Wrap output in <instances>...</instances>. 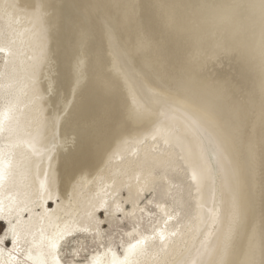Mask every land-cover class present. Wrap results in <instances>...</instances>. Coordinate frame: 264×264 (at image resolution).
Wrapping results in <instances>:
<instances>
[{"label": "bare ground", "instance_id": "bare-ground-1", "mask_svg": "<svg viewBox=\"0 0 264 264\" xmlns=\"http://www.w3.org/2000/svg\"><path fill=\"white\" fill-rule=\"evenodd\" d=\"M129 2L0 0V264H12L13 257L24 264H201L198 249L208 225L194 237L196 205L204 203L207 216L213 189L217 203L227 207L228 200L223 157L209 132L234 164L243 165L232 259L240 258L255 232L254 259L264 264V72L249 57L259 23L253 6L245 0H135L134 12L125 16ZM102 17L126 53L121 70L151 111L131 114L123 80L106 71L112 56ZM141 40L146 46H139ZM81 59L86 79L77 85ZM101 77L117 85L103 105ZM143 82L157 88L159 103L146 95ZM162 109L169 111L179 143L152 139ZM204 109L215 122L208 131L194 125ZM74 155L78 163L71 167ZM162 157L180 169L170 177L183 181L191 222L165 226L155 208L164 201L151 185L144 187L145 173ZM202 169L206 177L192 181ZM41 180L44 190L37 191ZM49 192L54 199L37 198ZM165 210L172 211L170 202ZM227 223L224 213L209 247ZM143 237L148 239L129 251Z\"/></svg>", "mask_w": 264, "mask_h": 264}, {"label": "snow or ice", "instance_id": "snow-or-ice-1", "mask_svg": "<svg viewBox=\"0 0 264 264\" xmlns=\"http://www.w3.org/2000/svg\"><path fill=\"white\" fill-rule=\"evenodd\" d=\"M134 5L135 0H130L128 8L125 12V16L131 14L134 12ZM40 5H37V11H39ZM101 24H102V31L104 38L107 42L108 47L111 49V52L109 53L112 56V62L111 66L106 69L108 72H114L119 74V77L123 80V85L127 89V97L130 101V108H131V114L133 115H140L144 112L151 111L150 107H146L145 103H143L140 99L137 98L136 95V89L133 86L132 81L130 80L129 75L121 70V61L120 56L122 54L126 55V53H123L120 48L119 39L116 35L115 28L113 24L110 22L108 18L102 17L101 18ZM81 39L82 41H87L88 35L87 33H81ZM140 47L146 46V42L141 40L139 42ZM5 48L0 47V53L4 52ZM76 73H77V80L76 84L79 85L81 81L86 79L85 74V60L81 59L79 63L76 66ZM99 82L102 89V95L100 103L103 105L107 102V98L110 97L113 92L115 91L117 85L114 79L112 78H99ZM143 89L148 97H150L153 102L159 103L158 97L159 93L157 91V88L148 84L147 82H143ZM183 103V101H181ZM194 125L197 127H203L205 131H208L209 128L215 126V122L211 117L210 111L207 109L201 110L200 112V118L194 122ZM151 137L154 141L158 139H163L165 144H169L172 141H175L177 143L180 142L181 136L178 133V129L173 124V122L170 119L169 111L167 109H162L159 112V118L158 121L155 123L152 132ZM210 139L212 143L216 146L217 151L220 153V155L223 157L224 163L221 164V171L223 172V190L228 195L227 200V207H223L224 201L221 200L219 203L216 202V196L217 193L215 189H213L210 199L212 201L213 206L207 207L206 212L207 216L204 215L205 210V204L198 202L196 205V211L197 216L196 219V227L194 232V237L201 235L200 227L203 224L208 225V231L204 233V239L200 240V249H198V253L201 257H204L201 264H256V261L254 259V254L257 248V237L256 233L253 232L248 237V244L246 249L241 253L240 258L232 259L233 256V234L235 230V226L238 223L241 215V208H242V200H243V180H242V170L243 165L241 163L234 164L232 160L229 159L228 154H226L224 148L220 146V144L217 142L216 137L213 136L209 132ZM76 142V138L74 140V143ZM87 150V144L84 143L82 147V151ZM248 152V159L249 162L252 163L255 160V151L250 146L247 149ZM70 166L75 167L78 163L77 156H73L70 161ZM11 165H9L10 167ZM159 169V173H156V169ZM143 171V169H142ZM171 172H176L178 174L180 173L179 167L173 166V163L170 158H161L157 160L151 168L147 170L144 176V187L148 188L149 185L152 187L150 188V192H154L158 195L159 200L164 201V203H156L155 208L163 213V215L166 217L164 219V225L167 226L170 222L175 221L176 223H179L181 219L187 218L190 222L192 221L193 217L191 216V212L193 209L189 205L186 204L182 191H183V181H176L170 177ZM207 175V169H202L200 171L199 176L196 172L192 173L191 180L196 181L198 184L201 183L202 179L205 178ZM3 167L2 164H0V181L3 180ZM174 181H176L174 183ZM40 188L37 189V191L44 190V181H39ZM31 187V185H29ZM197 191H200V188L198 187ZM31 192H28L26 195H30ZM38 199H48L52 200L54 199L53 193L49 192L46 197L44 196H38ZM154 199H156L154 197ZM171 203L172 211H166L165 205L168 203ZM149 204H153V200L148 201ZM177 209L179 211H177ZM181 213H183V216H181ZM226 213L228 217V223L223 231L222 238H218V241L216 244H214L212 247L208 246V239L209 237L214 235L213 226L219 223L220 218L222 214ZM151 214V213H150ZM3 225L0 224V228H2ZM13 230L15 233V226H13ZM18 233H16V236L18 237ZM160 239L163 240L165 237L163 235V232H160ZM172 235H176L175 232L172 233ZM3 238H0V242H2ZM148 237H143L142 239H139L136 241L135 244L129 245V251L132 249H135L138 244L144 243L145 240H147ZM260 245L264 247V228L261 230V237H260ZM14 250H18L14 249ZM12 264H24L23 261H17L15 257L12 258ZM192 264H198V261H193Z\"/></svg>", "mask_w": 264, "mask_h": 264}, {"label": "clouds", "instance_id": "clouds-1", "mask_svg": "<svg viewBox=\"0 0 264 264\" xmlns=\"http://www.w3.org/2000/svg\"><path fill=\"white\" fill-rule=\"evenodd\" d=\"M252 5V12L258 17L259 23L255 33L249 39V57L259 64L261 72H264V0H245Z\"/></svg>", "mask_w": 264, "mask_h": 264}, {"label": "rangeland", "instance_id": "rangeland-1", "mask_svg": "<svg viewBox=\"0 0 264 264\" xmlns=\"http://www.w3.org/2000/svg\"><path fill=\"white\" fill-rule=\"evenodd\" d=\"M4 225H5V222L3 221ZM5 230V229H4ZM2 231V228H0V232Z\"/></svg>", "mask_w": 264, "mask_h": 264}]
</instances>
